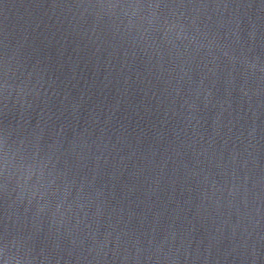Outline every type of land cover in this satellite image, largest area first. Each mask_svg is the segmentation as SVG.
Returning <instances> with one entry per match:
<instances>
[{"label": "water", "instance_id": "obj_1", "mask_svg": "<svg viewBox=\"0 0 264 264\" xmlns=\"http://www.w3.org/2000/svg\"><path fill=\"white\" fill-rule=\"evenodd\" d=\"M0 264H264V0H0Z\"/></svg>", "mask_w": 264, "mask_h": 264}]
</instances>
